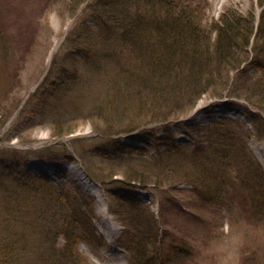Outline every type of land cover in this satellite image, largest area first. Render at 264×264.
<instances>
[{
    "label": "rangeland",
    "instance_id": "rangeland-1",
    "mask_svg": "<svg viewBox=\"0 0 264 264\" xmlns=\"http://www.w3.org/2000/svg\"><path fill=\"white\" fill-rule=\"evenodd\" d=\"M151 1L157 5L153 9L156 19L170 8L167 3L178 7L175 14L184 15L186 21L195 15L192 23L203 32H211L213 45L219 34L214 25L223 28L224 16L230 21L253 15L255 33L264 23V0L229 1L220 9L212 0ZM138 3L149 10L144 0H0V172H8L6 167L13 172L0 179V220L3 196L14 191L12 178L20 172L48 178L57 187L83 191L86 199L80 198L93 212V235L90 243L76 239L75 250L80 257L75 264H264V221L259 218L264 210H257L247 193L242 195L245 183L234 178L240 173L236 150L229 151L233 158L230 166L236 169L225 176L226 187L224 180L219 179L223 185L215 181L216 187L226 191L227 205L206 194L202 188L207 189L206 182L200 180L195 185L191 178L180 179L176 172L169 175L153 163L174 146L189 153L205 139L206 130L220 132V128L245 140L250 155L264 170V107H260L264 106V71L259 70L260 59L257 63L249 51L261 46V41L254 42L255 35L252 37L249 59L237 71L231 70L229 77L215 73L214 86L208 90H217L224 97L212 96L209 91L192 109L182 106V113L158 121L154 110L139 105L148 104L150 97L139 78L133 81L132 76L139 73L131 75L129 63L102 57L88 61L86 66L79 60L81 50L98 41L94 33L104 20L109 22L107 12L111 8L129 10L126 17L131 19ZM113 26L111 38L115 42L125 26H117V30ZM91 32L94 37L88 40ZM107 46L103 43L97 49L121 52L119 47ZM218 81H222L221 86ZM123 108L132 115L124 114ZM133 122L134 128L126 131ZM216 123L223 127L216 128ZM82 155L89 167L83 165ZM107 158L124 164L107 175L108 179L116 176V182L109 181L110 188L92 181L98 199L84 191L74 173L81 169L89 180L87 168L97 174ZM4 161L19 165L13 168ZM194 168L193 163H187L177 170L194 178ZM126 171L144 174V180L152 178L149 186L137 181L125 183ZM248 186L254 189L251 183ZM26 206L33 212L31 202ZM70 214L74 208L63 210L64 216ZM36 216L34 210V223L20 225L16 232L26 228L32 231ZM136 216L145 217L141 237L140 230H134ZM149 219L152 227L145 222ZM31 235L33 241L39 239V233L32 231ZM21 238L28 241L23 234ZM60 244L62 247L63 239Z\"/></svg>",
    "mask_w": 264,
    "mask_h": 264
},
{
    "label": "trees",
    "instance_id": "trees-1",
    "mask_svg": "<svg viewBox=\"0 0 264 264\" xmlns=\"http://www.w3.org/2000/svg\"><path fill=\"white\" fill-rule=\"evenodd\" d=\"M144 1L148 3L149 10L146 6L138 3L135 8V16L131 19L126 17L129 10L126 12V9L121 11L119 8L117 10L111 8L107 12L109 22L104 20V25H101L100 29L94 33L100 36H97L98 41L93 42L87 49L81 50L82 56L79 60L82 65L86 66L88 61L93 60L95 62V59H102V57L109 60L118 58L116 63H121V59L129 63L131 75L139 73V75L137 74L138 77L137 75L132 76L133 81L137 82L139 78L141 80L140 84L146 90L148 89L147 95L150 97L148 104L140 103L139 105L148 106L149 109L154 110V114L157 115L154 119H159L158 121L170 119L167 117L184 111L185 108L182 106H188L192 109L198 100L209 91H211L212 96L224 97L222 94L218 95L217 90H208V87L214 86L212 79L215 73L220 76L223 73L222 78L229 77L231 70L237 71L242 63L249 59L250 56L247 51L254 35V42L260 39L261 46L256 45L252 50H249L250 55L254 57L257 63V60L260 59L259 70L264 71V23L255 33L253 15H249L248 18L233 17L230 21L224 16L225 26L223 28L214 25V29H217L219 34L216 44L213 45L210 43L211 32L209 34L203 32L200 30L199 25L192 23L195 15H189L190 18H187L186 21L183 19L184 15L175 14L178 7H171L172 4L167 3L170 8L167 9L165 14L160 15L162 18L156 19L153 9L157 5L151 0ZM164 4L166 3L164 2ZM145 11H152L153 14L147 15ZM146 18H150L151 21L153 19V22H148ZM163 21H166L165 24L160 23ZM261 21H264V18ZM112 26L115 30L118 29L117 26H125V29L119 35H116L115 42L111 38L114 37V35H111L114 32ZM91 34L87 35L88 40H90V37H94ZM110 39L113 40V43ZM103 43L107 44V47L112 45L115 49L119 47L121 52L119 53L117 50L108 52L104 49H97ZM94 62L87 68V72L90 71L89 68L93 66ZM138 63L141 64L138 65ZM104 67H101V73H103ZM223 67L225 69L222 70ZM225 72L227 75H225ZM237 76L241 75L238 74ZM157 77L158 81H155ZM221 82L218 81L217 85L221 86ZM225 82L228 84V80ZM225 82L223 81V84ZM227 84L223 86L227 88L229 85ZM262 101H264V98ZM129 113H131L130 110H124V114ZM120 116L121 118L124 117L122 114ZM134 125L133 122V125L126 131L130 132ZM220 126L223 127V124L216 123L215 125L216 128ZM218 130L220 132L214 131V129L206 130L203 137L205 139L199 140L194 150L189 151V153L174 146L173 149L169 148L163 154L162 160L155 158L153 163L159 168L165 169V172L169 175L176 172L179 174L180 179L191 178L192 183L195 185H199L200 180L206 182L207 189L202 187L206 194H211L214 196L213 198L221 202L225 201L224 203L227 205L225 200L226 191L221 187H216L215 181L224 180L226 187L225 176L229 177L231 170L236 169L234 166H230L233 158H231L229 151L236 150V155H234L240 173L238 175V172H236L234 178H238L245 183H242L244 189H246L242 190V195L247 193L251 196L250 200L256 209L264 210L263 168L250 155L245 140L242 141L238 136L235 138L229 135L228 132L224 133L220 128ZM81 161L83 165L89 167L84 155L81 156ZM114 161H116L115 158H107L101 163L103 165L102 171L97 169V174L87 168L88 175L103 187L110 188L111 183L109 181L116 182L114 180L116 176H111L108 179L107 175L114 173V167H121L124 164L121 162L122 160L120 162ZM241 161L244 164H239ZM187 163L190 165L193 163L195 166V171L192 174L194 178L186 173L185 175L181 174L177 170L178 168L179 170L185 168ZM4 164H10L13 168L19 165L15 161L14 163L4 161ZM6 168H8V172H0V179L4 176H12L13 172L9 171V167ZM129 172H124L127 178H125L126 182H122L128 184L137 181L149 186L152 178L148 179L149 181L144 180L147 179L144 174L133 171V174H131ZM139 177H141V180ZM12 179H15L14 186L11 188L14 191H10V194L6 193L3 196V218L0 220V264H75L74 260L80 257L75 250L76 239H83L85 242L90 243L93 235L91 232L93 212H90V209L84 206L83 198L86 199L84 193L77 187H74L75 189L56 187L49 179L45 180L31 175L23 176L20 172H17V175ZM165 179H167V176H165ZM229 180L234 181L231 178ZM219 182L222 184L220 180ZM250 183L254 189L248 186ZM17 198L22 199L23 203L19 202ZM27 201L31 202L34 210H36L35 220L37 225L32 227V231L39 233V239L36 241L30 238L32 231H28L27 228L24 232H16L20 225L27 227L28 223H34L31 220L34 210L33 212L29 210V207L26 206ZM68 207L74 208V214H70V217L63 215V210ZM13 209L18 210L17 213ZM131 211L134 218V210ZM59 215L62 217L59 218ZM144 218V216H136L133 223L134 230H140L139 237L145 233L142 230ZM259 218L264 221V213ZM145 222H147V226L152 227V219ZM22 234L24 239L28 241H21L23 239L21 238ZM132 237H135V235ZM62 239L64 244L60 247V240ZM80 264L84 263L81 262Z\"/></svg>",
    "mask_w": 264,
    "mask_h": 264
},
{
    "label": "bare ground",
    "instance_id": "bare-ground-1",
    "mask_svg": "<svg viewBox=\"0 0 264 264\" xmlns=\"http://www.w3.org/2000/svg\"><path fill=\"white\" fill-rule=\"evenodd\" d=\"M229 1L241 2L242 0H212L213 5L217 6V9H220L223 5L226 4V2H229ZM74 174L75 176H77L76 179L78 183L83 187L84 191L88 192L89 194L91 193L92 195L100 199L98 190L96 189V187L94 188V184L91 183V181H89L85 175H83V172L81 171V169L77 171V174L75 171ZM86 183H88L90 186Z\"/></svg>",
    "mask_w": 264,
    "mask_h": 264
}]
</instances>
